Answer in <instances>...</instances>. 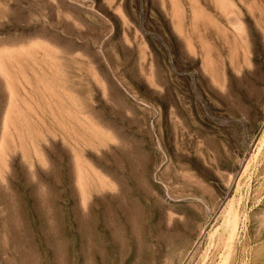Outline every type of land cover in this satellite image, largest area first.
<instances>
[{
  "label": "rangeland",
  "instance_id": "rangeland-1",
  "mask_svg": "<svg viewBox=\"0 0 264 264\" xmlns=\"http://www.w3.org/2000/svg\"><path fill=\"white\" fill-rule=\"evenodd\" d=\"M0 264H264V0H0Z\"/></svg>",
  "mask_w": 264,
  "mask_h": 264
}]
</instances>
